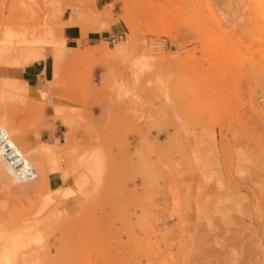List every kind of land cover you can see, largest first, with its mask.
I'll return each mask as SVG.
<instances>
[{
	"label": "rangeland",
	"instance_id": "374dc122",
	"mask_svg": "<svg viewBox=\"0 0 264 264\" xmlns=\"http://www.w3.org/2000/svg\"><path fill=\"white\" fill-rule=\"evenodd\" d=\"M52 1L0 0V122L38 173L17 184L0 159V241L31 239L8 264H158L163 244L173 264H264V0H96L85 14ZM73 12L106 34L98 47L64 49ZM40 65L52 76L36 94L21 74ZM52 113L63 131L168 136L169 183L132 208L140 232L130 209L103 206L98 175L49 188L75 154L37 145Z\"/></svg>",
	"mask_w": 264,
	"mask_h": 264
},
{
	"label": "crops",
	"instance_id": "0c3cea01",
	"mask_svg": "<svg viewBox=\"0 0 264 264\" xmlns=\"http://www.w3.org/2000/svg\"><path fill=\"white\" fill-rule=\"evenodd\" d=\"M95 1V2H94ZM99 5L106 7L113 3V0H98ZM82 9V14L88 9L96 10V0L68 5L63 13L74 5ZM84 10V11H83ZM62 13V14H63ZM64 28L62 32L64 49L78 50L87 47L95 48L104 39L105 33L99 32L96 27L84 30L76 23L80 17L76 13H67L64 17ZM121 32L117 26L111 28V37L120 36ZM55 59H63L58 48L51 50ZM52 72L46 66H34L23 71L22 82L27 89L33 93H43L46 82L49 81ZM53 113L46 117L39 124V132L36 135L37 145L45 149H65L75 153L56 172L46 173V183L52 191L61 189L76 191V182L79 180L92 182V176L98 175L101 184L99 200L107 208L130 209V227L138 233L136 227L137 217L141 212L133 214V207L141 202L147 201L152 194L162 189L169 183V174L166 170L169 165L164 160V151H170V142L165 134L159 135L156 132H70L63 131L59 123L53 120ZM150 150V154H149ZM85 159L81 161V156ZM94 156L95 162H90ZM170 160V157L168 158ZM66 162V164H65ZM77 196L69 200L76 201ZM163 195L157 200V204L163 201ZM137 216V217H136ZM175 223L167 222L159 225V228L174 229ZM163 229L162 231H166ZM161 256L158 264H173L170 252L164 244L160 246ZM184 263H189L185 259Z\"/></svg>",
	"mask_w": 264,
	"mask_h": 264
},
{
	"label": "built area",
	"instance_id": "2783aa9c",
	"mask_svg": "<svg viewBox=\"0 0 264 264\" xmlns=\"http://www.w3.org/2000/svg\"><path fill=\"white\" fill-rule=\"evenodd\" d=\"M124 36L113 37L110 44L115 45L122 41ZM0 159H2L11 172V177L17 184H28L38 177L36 169L29 159L20 151L11 140L6 130L0 128Z\"/></svg>",
	"mask_w": 264,
	"mask_h": 264
},
{
	"label": "bare ground",
	"instance_id": "6f19581e",
	"mask_svg": "<svg viewBox=\"0 0 264 264\" xmlns=\"http://www.w3.org/2000/svg\"><path fill=\"white\" fill-rule=\"evenodd\" d=\"M22 1V0H21ZM33 1V0H32ZM47 1L48 0H40V2H39V4L43 7V5L45 4V6L44 7H46V4H47ZM59 0H53L52 2H51V4H53V3H56V2H58ZM90 1H92V0H88L87 2H90ZM254 1H256V0H254ZM261 2H262V0H260ZM30 2H31V0H30ZM95 2V1H94ZM260 2V3H261ZM264 3V1L261 3V4H263ZM50 4V5H51ZM261 4H259V6H260V8H261ZM49 5V4H48ZM263 6H264V4H263ZM262 6V7H263ZM85 8V7H84ZM84 8H82V9H84ZM32 9V7L31 8H29L28 9V12H27V15L30 17V10ZM84 11V10H83ZM23 34L24 35H28L29 34V32L28 31H26V30H23ZM22 34V35H23ZM12 37V36H11ZM7 40V39H6ZM1 45V44H0ZM14 45V44H13ZM35 51V50H34ZM29 53V52H28ZM13 54H14V52H13ZM1 56V55H0ZM1 57H0V67H1ZM23 67V66H22ZM0 128H2V129H7V126H5V124L4 123H1L0 122ZM7 132V131H6ZM8 133V132H7ZM10 133V132H9ZM9 135V134H8ZM10 138H11V133H10V136H9ZM12 140V139H11ZM13 141V140H12ZM23 146V145H22ZM18 147V146H17ZM19 148V147H18ZM23 149V148H22ZM21 151V150H20ZM22 152V151H21ZM23 153V152H22ZM5 164V163H4ZM3 167H4V165H3ZM5 170H6V174H8V176L10 177L11 176V172H10V170H9V168L5 165ZM2 178H5V174H2ZM23 186H28L29 184H22ZM30 186V185H29ZM19 189V188H18ZM54 218L55 217H53V221H51V222H55L56 221V219H55V221H54ZM28 240H31V239H27V237H26V235H24V236H22L20 239H16V240H14V239H10V238H8L6 235L4 236V238L2 239V241H0V264H8V258H9V254H10V252L14 249V248H16L18 251H20V250H22L23 248H25L27 245L25 244V243H27L28 242ZM19 264H46L45 263V261L44 262H41V263H38V262H34V261H24V262H21V263H19ZM47 264H48V262H47Z\"/></svg>",
	"mask_w": 264,
	"mask_h": 264
}]
</instances>
